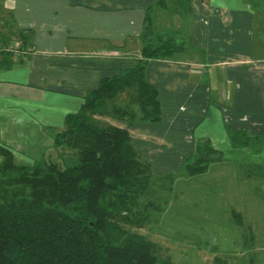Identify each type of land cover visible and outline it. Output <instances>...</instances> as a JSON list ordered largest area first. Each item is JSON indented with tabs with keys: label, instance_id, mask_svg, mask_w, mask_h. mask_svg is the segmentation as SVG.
Returning a JSON list of instances; mask_svg holds the SVG:
<instances>
[{
	"label": "crops",
	"instance_id": "0c3cea01",
	"mask_svg": "<svg viewBox=\"0 0 264 264\" xmlns=\"http://www.w3.org/2000/svg\"><path fill=\"white\" fill-rule=\"evenodd\" d=\"M255 4L261 3L0 0V148L18 166L40 161L85 96L142 58L151 12L156 33L185 43L182 52L146 68L162 119L107 122L129 130L156 178L176 174L159 223L137 233L168 250L177 264L217 258L264 264V175H240L264 167V11ZM24 32L32 53L9 54L11 41L18 43ZM230 129L246 130L258 145L235 149ZM205 140L226 158L204 174L186 175L185 158ZM4 159L0 152V166Z\"/></svg>",
	"mask_w": 264,
	"mask_h": 264
},
{
	"label": "trees",
	"instance_id": "16d2710c",
	"mask_svg": "<svg viewBox=\"0 0 264 264\" xmlns=\"http://www.w3.org/2000/svg\"><path fill=\"white\" fill-rule=\"evenodd\" d=\"M179 2L185 6L189 0ZM145 21L136 66L103 79L54 134L53 149L63 150L61 165L43 156L31 166H18L12 153L0 148L5 157L0 166V264H177L168 250L135 231L159 223L176 174L157 178L159 189L168 192L164 206L146 200L156 177L151 166L132 145L128 129L98 119L130 125L162 119L158 90L146 81V68L182 52L185 43L175 34L156 33L151 12ZM20 37L22 48H30L31 35ZM122 94L128 100L116 104ZM229 140L235 149L258 145L246 130L230 129ZM225 158L209 141H200L182 171L204 174ZM254 174L264 175V167L240 173ZM214 264L227 263L217 258Z\"/></svg>",
	"mask_w": 264,
	"mask_h": 264
},
{
	"label": "rangeland",
	"instance_id": "374dc122",
	"mask_svg": "<svg viewBox=\"0 0 264 264\" xmlns=\"http://www.w3.org/2000/svg\"><path fill=\"white\" fill-rule=\"evenodd\" d=\"M258 2H260L261 4H255L256 5V9L258 10V12H262L264 11V0H257ZM153 39V38H152ZM155 41V40H154ZM15 42L17 41H14L12 42V46L15 44ZM151 42V40H150ZM123 100H128L127 96L125 94H122L120 98H118V100L116 101V103L118 102V104H123ZM101 119V118H100ZM102 121V120H101ZM103 121H105L106 123L110 122V119H104L103 118ZM55 134V133H54ZM54 145V144H53ZM68 150L66 149V152ZM70 152V151H68ZM67 152V153H68ZM63 153V150L60 149V150H55L52 148H50L48 151H46L45 155L46 158L51 161V162H54V163H58L61 165L62 163V159H61V156L60 154ZM161 185V181L159 179H157L156 177L153 179L152 181V184H151V190H152V193L150 192V194L147 196V199L146 200H152V201H157L158 204L164 206L165 205V202L167 201L168 199V192H162L160 189H159V186ZM147 228V227H146ZM137 232V229L135 230ZM163 255H165L163 253Z\"/></svg>",
	"mask_w": 264,
	"mask_h": 264
},
{
	"label": "built area",
	"instance_id": "2783aa9c",
	"mask_svg": "<svg viewBox=\"0 0 264 264\" xmlns=\"http://www.w3.org/2000/svg\"><path fill=\"white\" fill-rule=\"evenodd\" d=\"M9 51L14 56L22 57V58H24V57H26V55H29L32 53L31 48H27V50H26V48L23 49L19 42L18 43L15 42V44L13 46H10Z\"/></svg>",
	"mask_w": 264,
	"mask_h": 264
}]
</instances>
